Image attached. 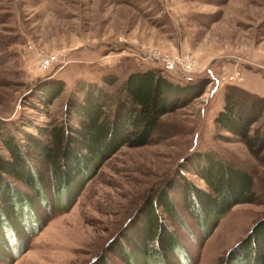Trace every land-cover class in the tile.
Wrapping results in <instances>:
<instances>
[{"label": "rangeland", "instance_id": "rangeland-1", "mask_svg": "<svg viewBox=\"0 0 264 264\" xmlns=\"http://www.w3.org/2000/svg\"><path fill=\"white\" fill-rule=\"evenodd\" d=\"M151 48L170 58L191 56L194 73L180 74L181 80L166 77L172 83L207 80L201 96L163 115L150 144L121 147L93 175L94 163L57 195L44 157L33 160L39 177L47 179L40 192L1 176L18 194L11 191L13 214L6 216L0 206V264H130L131 250L139 251L152 225L137 208L159 191L169 192L177 204L171 214L157 210L160 232L181 248L166 264H264L251 237L236 247L264 220V165L214 122L226 86L264 97V0H0V160L10 158L3 138L13 135L31 147V134L47 146L54 125L78 128L67 104L85 88L119 90L131 73L159 71L139 58ZM42 54L63 63L42 72ZM231 75L240 84L222 83ZM103 76L119 81L102 85ZM56 84L62 91L51 105L38 103ZM262 126L264 116L251 135ZM28 152L33 159L34 146ZM205 156L252 181L253 203L211 216L208 228L216 224L209 235L198 226L197 207L189 212L181 193L182 182L212 193L198 174L210 164ZM149 261L141 257L139 264H158Z\"/></svg>", "mask_w": 264, "mask_h": 264}, {"label": "trees", "instance_id": "trees-1", "mask_svg": "<svg viewBox=\"0 0 264 264\" xmlns=\"http://www.w3.org/2000/svg\"><path fill=\"white\" fill-rule=\"evenodd\" d=\"M167 75L161 69L159 71L148 69L131 73L122 82L119 90L109 91L101 86L85 88L78 95L81 96L76 100L78 102L67 104L68 110L72 108L70 114L67 110V115L70 118L74 116L79 121L78 128L70 127L71 130H67L66 124L54 125L50 131L51 140L48 141L47 146L41 143L38 136L31 134L27 136L28 142L32 144L31 147H27L28 144L23 145L13 135L3 138L4 147L10 156L7 161L0 160V206L4 208L5 215L15 212L11 191L16 192V189L12 186L11 190L2 177L10 176L30 187L35 193L40 192L47 179L39 177V167L33 160L44 157L49 168V180L54 188V194L57 195L67 183L69 184L94 163V171L91 173L93 175L101 162L108 160L121 147L137 148L150 144L159 126L160 118L201 96L209 83L202 79L172 83L167 79ZM176 79L185 78L177 77ZM118 81L117 78L110 80L104 76L101 78L102 85H113ZM61 91L62 88L56 84L53 90L49 88L48 91H44L46 95L43 98L40 97L38 103L47 108ZM263 116L264 97L238 87L226 86L224 105L214 122L218 129L241 139L247 150L264 165V155H262L264 127L255 128L251 135L252 126ZM33 146L36 149V155L32 159L28 156L30 155L28 150H31ZM205 158L203 160L205 164L207 161H210V164L203 165L198 174L206 184V189L212 191L210 196L196 191L190 183L182 182L181 184V193L185 198L183 204L191 213H194L196 211L194 207H197L195 212L197 214L194 213V215L197 216L196 221L201 229L208 228V220L211 216H222L240 203H253L250 198L252 181L248 175L234 169L227 170L213 163V158L209 156ZM30 160L33 162L32 167L28 165ZM190 193L193 202L190 200ZM168 196L169 192L159 191L154 197H148L143 206L137 208L141 219L152 225H148L147 230L146 224L144 225L146 231L145 236L143 235L144 240L141 242L142 246L139 243L137 245L139 251L131 250L130 264H139L141 257L147 261L150 259L158 264H166L168 255L177 254L181 249L174 237L163 236L160 232L157 210L171 214L173 207L174 210L177 207L174 200ZM24 200L21 196V203H26ZM27 205L28 203L25 206ZM213 224L215 225L216 222ZM213 224L212 228L207 229V235L214 229ZM263 225L264 220L258 222L239 242L237 248H241L243 243L251 237L254 242H257L255 244L253 242L252 248L263 252L264 256V231L263 237L259 233L264 228ZM258 229H260L259 232ZM233 251H230L228 256H231Z\"/></svg>", "mask_w": 264, "mask_h": 264}, {"label": "built area", "instance_id": "built-area-1", "mask_svg": "<svg viewBox=\"0 0 264 264\" xmlns=\"http://www.w3.org/2000/svg\"><path fill=\"white\" fill-rule=\"evenodd\" d=\"M143 62L155 65L161 69L165 74L172 77H179L180 74L194 73V67H196L195 61L188 54L184 59L170 58L167 54H164L156 48H151L139 57ZM57 55L42 54L39 58V70L42 72L48 71V69L62 64ZM223 84H240L242 79L237 76H227L222 80Z\"/></svg>", "mask_w": 264, "mask_h": 264}, {"label": "water", "instance_id": "water-1", "mask_svg": "<svg viewBox=\"0 0 264 264\" xmlns=\"http://www.w3.org/2000/svg\"><path fill=\"white\" fill-rule=\"evenodd\" d=\"M238 244H239V243H238ZM238 244H237V245H238ZM236 247H237V246H236ZM230 251H231V250H230ZM230 251H229V252H230Z\"/></svg>", "mask_w": 264, "mask_h": 264}]
</instances>
